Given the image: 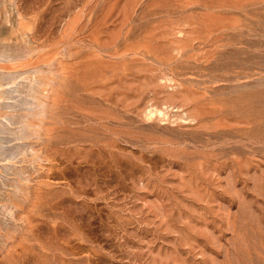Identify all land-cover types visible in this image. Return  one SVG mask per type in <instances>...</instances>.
<instances>
[{
	"label": "rangeland",
	"instance_id": "374dc122",
	"mask_svg": "<svg viewBox=\"0 0 264 264\" xmlns=\"http://www.w3.org/2000/svg\"><path fill=\"white\" fill-rule=\"evenodd\" d=\"M0 264H264V0H0Z\"/></svg>",
	"mask_w": 264,
	"mask_h": 264
},
{
	"label": "bare ground",
	"instance_id": "6f19581e",
	"mask_svg": "<svg viewBox=\"0 0 264 264\" xmlns=\"http://www.w3.org/2000/svg\"><path fill=\"white\" fill-rule=\"evenodd\" d=\"M125 103V102H124ZM127 103V102H126ZM119 106V105H118ZM261 117V116H260ZM263 118V117H262ZM110 121V120H109ZM201 123V122H200ZM113 126V125H112ZM107 129V128H106ZM231 132V131H230ZM120 144V143H119ZM145 145V144H144ZM143 150V149H142ZM117 156V155H116ZM112 158V157H111ZM116 160V159H115ZM131 173V172H130ZM125 175V174H124ZM160 178V176H159ZM194 178V177H193ZM191 181V180H190ZM195 181V180H194ZM196 184V183H195ZM122 190V189H121ZM121 192V191H120ZM119 195V194H118ZM123 195V194H122ZM120 198V197H119ZM117 202V201H116ZM112 210V209H111ZM121 220V219H120ZM163 220V219H162ZM84 222V221H83ZM84 225V224H83ZM89 238V237H88ZM86 239V238H85ZM97 250V249H96ZM153 255V254H152ZM91 257V256H90ZM137 258V257H135ZM150 258V257H149ZM93 259V258H92ZM142 261V260H141ZM143 262V261H142Z\"/></svg>",
	"mask_w": 264,
	"mask_h": 264
}]
</instances>
